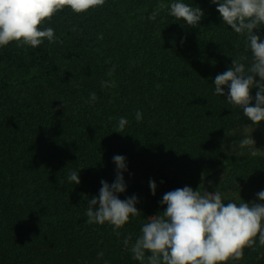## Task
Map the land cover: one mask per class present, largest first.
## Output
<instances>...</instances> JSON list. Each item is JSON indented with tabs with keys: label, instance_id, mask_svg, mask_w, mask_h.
<instances>
[{
	"label": "trees",
	"instance_id": "obj_1",
	"mask_svg": "<svg viewBox=\"0 0 264 264\" xmlns=\"http://www.w3.org/2000/svg\"><path fill=\"white\" fill-rule=\"evenodd\" d=\"M171 2L64 7L38 25L53 28L56 42L0 48V264H141L132 244L148 218L163 214L165 193L199 190L214 176L225 204L251 202L241 196L250 186L264 190V151L240 158L224 151L231 132L264 122L251 123L214 94L232 59L249 65L246 39L210 0H183L204 12L195 28L169 15ZM253 32L264 37V26ZM109 81L115 87L102 84ZM121 117L129 123L116 133ZM115 155L127 164L119 199L135 195L140 215L114 231L87 223L86 208L101 180L115 181ZM73 170L78 185L67 179ZM258 236L225 264H264Z\"/></svg>",
	"mask_w": 264,
	"mask_h": 264
},
{
	"label": "clouds",
	"instance_id": "obj_2",
	"mask_svg": "<svg viewBox=\"0 0 264 264\" xmlns=\"http://www.w3.org/2000/svg\"><path fill=\"white\" fill-rule=\"evenodd\" d=\"M104 3L105 0H0V48L13 41L33 48L45 40L54 43L57 39L55 30L38 28L42 21L50 19L64 7L75 13H84ZM210 3L217 6L223 24L245 37L246 48L251 52L248 66L242 62L246 57H237L232 59L227 71L215 77L214 94L239 106L251 123L264 122V37L253 32L264 26V0H210ZM157 15L154 11L148 19L154 21ZM169 15L195 28L204 12L199 6L172 0ZM114 70L111 69L108 75L111 76ZM102 84L115 87L110 81ZM253 89H257L254 103ZM96 99V94L91 93L90 102ZM142 118L143 114L138 110L135 119L140 121ZM128 123L127 118L121 117L115 132L123 131ZM239 146H254V140L244 138ZM112 159L116 166L115 181L110 185L101 180L99 194L89 201L86 216L87 223L102 225L107 222L115 231L128 223L130 217L140 213L135 195L119 199L127 188L123 176L127 171L126 158L115 155ZM67 179L78 185L79 171H71ZM156 187L155 181L150 180L149 189L153 195ZM256 199L264 202V190L256 194ZM241 201L239 204H225L217 188L202 192L185 186L165 193L160 203L166 208L162 215L150 217L142 225L140 235L131 247L133 259L141 264L145 261L146 264H225L229 259H241L243 249L256 243L257 234L259 244L264 245V203ZM130 239H124L125 246ZM146 253L150 255L146 256Z\"/></svg>",
	"mask_w": 264,
	"mask_h": 264
},
{
	"label": "rangeland",
	"instance_id": "obj_3",
	"mask_svg": "<svg viewBox=\"0 0 264 264\" xmlns=\"http://www.w3.org/2000/svg\"><path fill=\"white\" fill-rule=\"evenodd\" d=\"M244 138H252L254 140V146H247L241 148L239 146L240 141ZM227 147L224 148L228 157L240 158L245 155H250L252 153H260L264 151V129L260 125L245 126L241 129L231 132L227 137ZM218 187V183L215 180V176L207 181L206 186H201L200 191H214ZM260 191L251 186L247 188L245 192L241 195L247 198L251 202H257L256 194ZM261 202V201H259Z\"/></svg>",
	"mask_w": 264,
	"mask_h": 264
}]
</instances>
